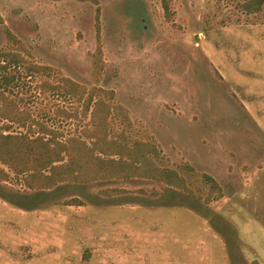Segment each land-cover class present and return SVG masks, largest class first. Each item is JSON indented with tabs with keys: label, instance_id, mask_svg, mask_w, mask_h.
<instances>
[{
	"label": "rangeland",
	"instance_id": "obj_1",
	"mask_svg": "<svg viewBox=\"0 0 264 264\" xmlns=\"http://www.w3.org/2000/svg\"><path fill=\"white\" fill-rule=\"evenodd\" d=\"M244 1L169 0L166 17L162 0H0V51L51 67V81L112 90L107 102L130 126L111 115L110 137L153 144L154 163L187 184L133 177L34 190L0 163V264H264V3L248 12ZM45 79L23 76L10 96L81 135L82 102L41 89Z\"/></svg>",
	"mask_w": 264,
	"mask_h": 264
},
{
	"label": "trees",
	"instance_id": "obj_2",
	"mask_svg": "<svg viewBox=\"0 0 264 264\" xmlns=\"http://www.w3.org/2000/svg\"><path fill=\"white\" fill-rule=\"evenodd\" d=\"M263 3L264 0H245L242 7L248 12H259ZM162 6L166 17H169V0H162ZM7 34L11 37L9 32ZM90 56L92 78L98 83L104 68L98 26L96 47ZM53 73L49 66L28 62L20 52L0 51V120L4 121L0 126V163L16 176H23L27 188L48 190L63 183L144 177L187 189L185 179L176 170L154 163L156 146L141 141L130 143L125 137H110L111 115L130 126L127 111L107 102L114 98L112 90L98 86L88 89L65 76H57L56 81H51L49 78ZM36 75L48 78L40 83L41 89L82 102L83 114L90 120L81 135L65 136L54 123L50 125L35 118L32 112L20 108L10 96L16 81L23 76L31 78ZM62 114L67 119L76 117L73 112L64 110ZM13 125L25 127L26 131L15 132ZM8 178L9 174L0 168V179ZM204 178L212 184V192L219 190L211 177L205 175ZM70 204H76V200H70Z\"/></svg>",
	"mask_w": 264,
	"mask_h": 264
}]
</instances>
